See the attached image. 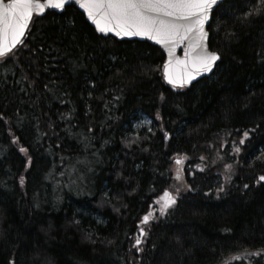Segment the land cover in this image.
<instances>
[{"label":"trees","instance_id":"16d2710c","mask_svg":"<svg viewBox=\"0 0 264 264\" xmlns=\"http://www.w3.org/2000/svg\"><path fill=\"white\" fill-rule=\"evenodd\" d=\"M207 30L221 59L174 88L156 46L72 5L32 17L0 58V264H264V0L220 2Z\"/></svg>","mask_w":264,"mask_h":264},{"label":"snow or ice","instance_id":"6c2138e0","mask_svg":"<svg viewBox=\"0 0 264 264\" xmlns=\"http://www.w3.org/2000/svg\"><path fill=\"white\" fill-rule=\"evenodd\" d=\"M79 2V0H78ZM218 0H88L83 5L88 9L89 17L95 20L100 31H113L117 36H150L168 49L169 59L165 61V78L174 87H184L193 79V72H208L221 59V54L210 50L204 43L207 33L205 21L209 11ZM66 0H0V58L6 57L21 41L33 12L42 13L46 7L63 9ZM254 13H245L251 15ZM103 23V27H100ZM189 41L184 59L174 58L172 53L178 43ZM183 71L176 73L174 68ZM47 85H45V88ZM245 136L248 135L246 131ZM15 142V137H13ZM243 143V140L241 141ZM25 151V149H21ZM177 165L183 163L178 157ZM229 168L230 165H225ZM177 170V179L180 178ZM264 182V175L259 177ZM23 184V177H21ZM245 188L248 185H244ZM179 191V190H177ZM219 191V190H218ZM164 203L160 211L163 214L175 204V197L165 190ZM150 213L143 217L147 223ZM143 234V229L140 230ZM141 243L136 239V244ZM251 255H264V248Z\"/></svg>","mask_w":264,"mask_h":264},{"label":"water","instance_id":"95a60500","mask_svg":"<svg viewBox=\"0 0 264 264\" xmlns=\"http://www.w3.org/2000/svg\"><path fill=\"white\" fill-rule=\"evenodd\" d=\"M224 0H218V2L216 4L213 5L212 9H210L209 11V19L207 21H205V25H204V30L207 33V36L205 38L204 43L206 44V46L208 47V30H207V26L209 25L210 19H211V14L213 12V10L215 9V7ZM5 2H7V0H5ZM88 2V0H66L65 3V7L72 5L74 6L83 16L84 19L87 21V23L95 30V32L101 36H111L114 37L117 40H137V41H146L149 44H152L154 46H156L157 48H159L161 50V52L164 54V60L160 66V73L162 76L163 81L174 87L171 83H169V81L165 78V72H164V64L165 61H167L169 59V54H168V49L161 43H159L158 40H154L152 39L150 36H140V35H132V36H117L115 32L113 31H109V32H103L100 31L95 23V20L91 17H89L88 15V9L86 7H84L83 5H85ZM64 7V8H65ZM63 9H55V8H51V7H46L44 12L42 13H36L33 12V15H43L46 11H54L56 13H60L62 12ZM30 22V21H29ZM29 25V24H28ZM100 27H103V23H101ZM27 30V29H26ZM25 30V32H26ZM24 36V35H23ZM23 36L21 37V39L23 38ZM189 41L187 39H185L182 43H178L176 48L174 49L172 55L174 58H180V59H184L185 57V50L188 46ZM19 44V42L17 43V45ZM16 45V46H17ZM15 46V47H16ZM14 47V48H15ZM209 48V47H208ZM218 63V61L214 64L212 70L208 71V72H199V74H196V72H193V79L191 81H189L186 85H184V87H188L191 84H193L194 82H196L198 79L209 76L211 74V72L213 71V69L215 68V65ZM173 71H175L176 73H181L183 71V69L181 67H176L173 69ZM179 87V86H176Z\"/></svg>","mask_w":264,"mask_h":264},{"label":"rangeland","instance_id":"374dc122","mask_svg":"<svg viewBox=\"0 0 264 264\" xmlns=\"http://www.w3.org/2000/svg\"><path fill=\"white\" fill-rule=\"evenodd\" d=\"M150 124H151L150 119L144 117L133 128L135 130H139L142 127H146L147 128ZM176 180H178V179H176ZM164 193H165V191L162 192L158 197L155 198L153 207L149 210V213L151 215H150V219L148 220L147 223H151L153 220H157L158 218L162 217V215L164 214V213L162 214L161 211H160L161 205L164 203V199H165Z\"/></svg>","mask_w":264,"mask_h":264},{"label":"bare ground","instance_id":"6f19581e","mask_svg":"<svg viewBox=\"0 0 264 264\" xmlns=\"http://www.w3.org/2000/svg\"><path fill=\"white\" fill-rule=\"evenodd\" d=\"M141 117L144 118L143 115H142ZM139 122H140V121L138 120V121H137V124H138ZM137 124H136V125H137ZM154 200H155V199H154ZM154 200H153V202L151 203V205H150V207H149V210L153 207ZM171 206H172V205H171ZM149 210H148V212H147L146 214H149ZM166 211H167V210H166ZM166 211L164 212V214L166 213ZM146 214H144L143 217H144ZM164 214H163V215H164ZM163 215H162V216H163ZM143 217H142L141 223L144 224V222H143ZM141 229H142V228H139V227H138V228H137V231H136V235H135L136 239L139 238L140 241H142V240L144 239V237H145V236H144V231H143V234H142L141 231H140ZM135 244H136V243H135ZM136 245H137V244H136Z\"/></svg>","mask_w":264,"mask_h":264}]
</instances>
